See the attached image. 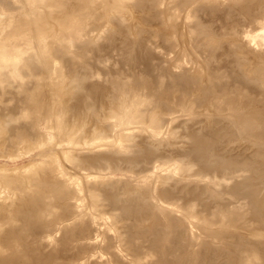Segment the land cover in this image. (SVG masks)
Returning a JSON list of instances; mask_svg holds the SVG:
<instances>
[{"label":"rangeland","instance_id":"1","mask_svg":"<svg viewBox=\"0 0 264 264\" xmlns=\"http://www.w3.org/2000/svg\"><path fill=\"white\" fill-rule=\"evenodd\" d=\"M245 1L0 0V264H45L41 254L52 255L47 264H264V162L257 176L208 171L207 155L190 153L200 165L183 141L189 128L224 123L238 139L221 124L227 145L250 147L212 97L237 87L262 108L264 80L257 90L237 76L236 58L220 67L223 58L207 54L221 43L238 50L231 42L240 39L249 72L264 70V45L247 41L264 22L261 3ZM220 137L208 160L232 157ZM143 138L155 146L138 159ZM258 183L255 214L232 188ZM135 200L138 211L125 209ZM31 206L45 208L42 220L23 222Z\"/></svg>","mask_w":264,"mask_h":264},{"label":"bare ground","instance_id":"2","mask_svg":"<svg viewBox=\"0 0 264 264\" xmlns=\"http://www.w3.org/2000/svg\"><path fill=\"white\" fill-rule=\"evenodd\" d=\"M245 1V0H244ZM249 1V0H248ZM251 2L253 1V3L255 2L254 0H250ZM238 2V1H237ZM246 2V1H245ZM250 2V6H249V4H248V9L250 10V8H251V3ZM234 3V2H233ZM248 3V2H247ZM246 3V4H247ZM259 4L261 3V5H260V7L258 6V4H257V6H258V8H261V11L259 12L258 11V9H256L258 12H259V14L261 15L260 17H263L264 16V5H263V3H264V0H259V2H258ZM237 4V3H236ZM244 4V3H243ZM239 6V5H238ZM244 7L246 8L247 6L246 5H244ZM243 7V8H244ZM244 8V9H245ZM236 9V8H235ZM242 9V8H241ZM236 10H238V9H236ZM245 10H247V8L245 9ZM245 10H243V11H245ZM255 10V12H257ZM262 10H263V12H262ZM223 11V10H222ZM228 11H230V10H228ZM239 11H241L240 10V8H239ZM238 11V13H240ZM251 11V10H250ZM250 11H246V12H249V14H250ZM224 12H225V8H224ZM237 12V11H236ZM235 12V13H236ZM227 13V12H226ZM237 13V14H238ZM244 13V12H243ZM261 13H263V14H261ZM220 14H222V13H220ZM240 14H242V13H240ZM251 14H253V13H251ZM255 14V13H254ZM243 15V18L245 17L244 15H247V14H242ZM241 15V16H242ZM256 15V14H255ZM263 15V16H262ZM153 16V15H152ZM151 16V17H152ZM210 16V15H209ZM217 16L218 15H216V17L214 18V19H216L217 18ZM221 16V15H220ZM219 16V17H220ZM223 16H225V14H222V16L221 17H223ZM240 16V15H239ZM258 16V15H257ZM207 17H208V15H207ZM220 17V18H221ZM250 17H251V15H250ZM254 16H252V18H253ZM256 17V16H255ZM259 17V16H258ZM153 18V17H152ZM223 19H224V17H223ZM234 19H236V18H234ZM259 19V18H258ZM257 19V20H258ZM152 20V19H151ZM157 20V19H156ZM219 20V19H218ZM248 20H249V17H248ZM259 20H261V19H259ZM153 21V20H152ZM207 21H209V20H207ZM211 21V20H210ZM216 21V20H215ZM224 21V20H223ZM235 21H239V20H235ZM241 21V20H240ZM262 21V20H261ZM203 22V21H202ZM230 22V21H229ZM242 22V21H241ZM245 22V21H244ZM263 22V21H262ZM260 23V22H258L257 24L259 25L258 27H259V31H257L258 33H256L255 35H253V40H247L248 42H253V43H255V44H257V45H264V22L263 23ZM205 23V22H204ZM203 23V24H204ZM207 23V22H206ZM212 23V22H211ZM215 23V22H214ZM224 23V22H223ZM222 23V24H223ZM228 23V22H227ZM234 23V22H233ZM232 23V21H231V23H229V24H233ZM243 23V22H242ZM157 24V23H156ZM209 24V23H208ZM217 24V23H216ZM225 24H226V22H225ZM247 23H245V25H246ZM217 27H218V24L216 25ZM247 26V25H246ZM222 27V26H221ZM225 27V26H224ZM248 27V26H247ZM213 30H214V28H212ZM221 29V28H220ZM247 29V28H246ZM253 29V28H252ZM243 30V29H242ZM250 30V29H249ZM258 30V29H257ZM215 31H217V29L215 30ZM219 32V31H218ZM253 32V31H252ZM121 33V32H120ZM217 33V32H216ZM220 33H222V32H220ZM219 33V34H220ZM243 33V32H242ZM207 34V33H206ZM244 35H247V36H250V33H243ZM222 35V34H221ZM239 35V34H238ZM141 36V35H140ZM139 36V37H140ZM146 37V36H145ZM143 35H142V37L141 38H145ZM211 38V37H210ZM145 39H147V38H145ZM145 39H144V42H145ZM231 42V41H230ZM229 43V42H228ZM231 43H234V45L236 46V47H238L239 49L238 50H236L235 49V47L234 48H232L230 45H224V46H222V43L219 45H217V47H215L214 48V53H212V52H207V54L208 55H212V54H216V55H218V60H219V58H223V64L221 63V65L222 66H220V67H226V63L227 62H229V60H231V58H236V60L234 61V62H239L237 65H235L236 67H238L237 69H241V70H238V71H240V74L239 75H237V76H240L241 78H243L242 79V82L244 83V84H248V85H252L253 86V88H255V89H257V90H259L260 88H261V81L262 80H264V70L263 69H260V68H257V67H255L254 68V71L252 70L251 72H249V66H250V62H248L249 61V58H246V57H244L243 56V54H240L241 52H240V50H241V48H242V50H243V52H244V54L245 55H250V50H249V48H247L246 46H244L243 45V42H242V40H240V39H238V40H235L234 42L232 41ZM139 45H141V43L139 44ZM141 48H142V46H140ZM140 47H138V49L140 48ZM143 47H144V45H143ZM139 51V50H138ZM143 53V52H142ZM146 54H148V53H146ZM146 54H145V56H146ZM201 54H203V52L201 53ZM219 55L221 56V57H219ZM225 55L226 56H228V59H225L224 57H225ZM259 57H261V59L262 60H264V53H258L257 54ZM142 57H143V55H141ZM141 56H140V58H141ZM147 57V60H148V56H146ZM214 57V56H213ZM213 57H211L212 59H210V61L208 60V62L210 63L211 62V60H213ZM253 59H254V57H252ZM209 59V58H208ZM260 58H258V60L260 61L261 60ZM141 60L143 61L144 59H142L141 58ZM141 60H139V61H141ZM150 60H152V59H150ZM233 60V59H232ZM231 60V63L233 62ZM246 60V62H244ZM138 61V60H137ZM221 62V61H220ZM233 62V63H234ZM236 62V63H237ZM139 63V62H138ZM145 63V62H144ZM216 63H217V61H216ZM244 63H248V65L247 64H244ZM147 65H145V66H147L148 68L151 66H148V63H146ZM151 64H152V62H151ZM228 64V63H227ZM144 66V65H143ZM234 66V67H235ZM146 67V68H147ZM220 67H218V68H220ZM209 68V67H208ZM217 68V69H218ZM212 69V68H211ZM226 69V68H225ZM224 69V70H225ZM234 69V68H233ZM232 69V70H233ZM236 69V70H237ZM144 70H148V69H144ZM148 71H150L151 72V70L149 69ZM234 71V70H233ZM210 72V71H209ZM235 72H237V71H235ZM208 75H211V73H209ZM263 75V76H262ZM235 76V75H234ZM234 78V77H233ZM236 78V77H235ZM81 79H82V77H81ZM81 79H80V81H81ZM233 81V80H232ZM239 81V80H238ZM253 81V82H252ZM241 82V81H240ZM138 83V82H137ZM91 85H90V87L92 86V85H95L94 83H90ZM236 84V83H235ZM234 84V85H235ZM237 84H239V83H237ZM137 85H139V84H137ZM264 85V84H263ZM88 86H89V84H88ZM88 86H86V89H87V87ZM96 86V85H95ZM237 86V85H236ZM242 86V85H241ZM233 87H235V86H233ZM239 87V86H238ZM249 87V86H248ZM89 88V87H88ZM97 88V87H96ZM229 88H231V87H229ZM236 89H235V91H231V89L230 90H226L225 92H224V88L223 89H218V91H219V94H221V95H217V96H215V97H212V98H218V99H221L222 100V102H223V105H218L219 106V108L220 107H222L223 109H228V110H231L232 111V115H230L229 116V119H230V122L232 123V125L233 126H236V129H237V132L239 133V135L240 136H242V137H248V141H249V144H250V147H246V148H242L241 150L239 149V148H237L236 150H234L235 149V147L234 148H232V147H230L229 145H227V141H229V139L225 142V140L227 139L226 138V136H224V134H226L227 136L229 135L230 137H233V135L231 136L229 133L231 132V131H229V129L231 128H226L227 127V125H226V127H225V125H224V123H221V124H223V126H224V128L221 126V124H220V128H217L216 126H214L215 124H217V123H214V121H213V126L215 127L214 129H216L217 128V130L218 129H221V132L223 131V129L224 130H226V132L224 133V132H222V133H224L222 136H224V138L221 136H219V132H217V130H211L213 127L212 126H210V127H212V128H210V127H208L207 129L209 130V128H210V130H211V132H208V130L205 128L204 130H203V128H202V130H203V132L205 131V130H207L206 131V133L205 134H203V135H198L197 133H201L202 132V130L198 127L199 125L198 124H195V122H194V124H193V126H197V128H199V130L197 129V133L194 131V130H190V128L188 129V128H186V129H188L189 130V132H187L186 133V135L187 136H184L183 134L186 132V130H182V135H183V141H184V139H185V137L186 138H188V143L186 142L187 141V139L184 141V142H186L187 143V145L189 144L190 146H187V148H188V150L187 151H189V149H190V151L189 152H187L186 150V152H184V154L185 153H187L188 154V156H189V154L190 153H192L193 152V154L195 155V154H197V157L199 156V158L201 159L202 158V160H203V158L205 157V155H207V158H210L209 157V152H211V151H209V150H211V149H209L208 150V147L209 148H212V147H214L215 149H217V151L218 150H220V149H218L219 147H217V146H219V145H216L215 143H217L216 142V139H219L218 137H220V139H223L222 140V142L224 141L225 143H223V147L221 148V150H225L226 151V149H228L229 147H230V149H229V151H232V150H234V151H232V152H234L235 154H236V152L235 151H237V155L235 156L234 155V153H232V152H230V154L232 155V157L234 156V158H232L230 155H229V157H227L226 156V152L224 153L225 154V157L223 158V159H219L220 158V156H221V154H218L219 156H213L211 159H207L206 157V159H205V163L203 164V166H201L203 169H208V171L209 170H216V171H219V170H225L226 168L227 169H229V168H233V167H236V166H239L242 170L241 171H245V170H249V171H251L250 173H251V175H253V176H257V174H260V172L261 171H263L262 170V168H261V166H262V163L264 162V107H262V108H260V106H259V104L257 103V104H255L254 102V100L255 99H253V98H255L254 96H253V98H250V96H248V94L246 95V94H241L242 92H240L239 91V89H237V87H235ZM240 88V87H239ZM243 88H245L244 86H243ZM251 88V87H250ZM91 89V88H90ZM89 89V90H90ZM92 89H94V87L92 88ZM233 89V88H232ZM96 90V89H95ZM216 90V89H215ZM214 90V91H215ZM245 90V89H244ZM93 92V93H90V92ZM90 92H87L86 94L88 95V93H90V96L92 95L93 96V94H94V91L93 90H91ZM213 91V92H214ZM249 91V90H248ZM256 91V90H255ZM99 92H102V91H96V93H99ZM73 92H71V94H72ZM215 93V92H214ZM255 93V92H254ZM73 94H75V93H73ZM72 94V95H73ZM85 94V95H86ZM217 94V93H216ZM255 94H258V93H255ZM260 94H262L263 95V93H260ZM75 95H78V93L77 94H75ZM79 95H80V97H81V93H79ZM83 95V94H82ZM98 94H96V96H97ZM101 94L99 93V96H100ZM94 96H95V94H94ZM102 96V95H101ZM259 96V95H258ZM257 96V97H258ZM70 97V96H69ZM80 97L78 96L77 98H79L80 99ZM83 97H85V96H83ZM256 97V98H257ZM259 97H262V96H259ZM73 98V97H72ZM76 98V99H77ZM82 98V97H81ZM211 98V99H212ZM74 99V98H73ZM75 99V100H76ZM262 99V98H261ZM260 99V100H261ZM263 99H264V96H263ZM74 100V101H75ZM259 100V101H260ZM80 101L82 102V99H80ZM83 101H84V98H83ZM257 102H259L258 100H256ZM262 101V100H261ZM69 102V101H68ZM264 102V101H263ZM262 102V103H263ZM70 103V102H69ZM72 103L74 104V102L72 101ZM72 103H70V104H72ZM75 105H77L76 104V102H75ZM74 105V106H75ZM79 105L81 106L82 104H80L79 103ZM217 106V107H218ZM261 106H263V104H261ZM78 108H80V107H77L76 109L78 110ZM222 109V110H223ZM74 110H75V107H74ZM77 110H76V112H77ZM219 110H221V109H219ZM230 112V111H229ZM74 113V112H73ZM211 113V112H210ZM214 113V112H213ZM215 115L214 116H216V114H219L218 113V111L216 112V113H214ZM228 114H230V113H228ZM216 118V117H215ZM169 120V119H168ZM214 120V119H213ZM200 121H202L203 122V119L202 120H200ZM162 122H166L165 120H162ZM181 122V121H180ZM202 122H201V124H202ZM222 122V121H221ZM199 124H200V122H198ZM210 123V122H209ZM208 123V124H209ZM180 124V123H179ZM185 124V123H184ZM187 124V123H186ZM185 124V125H186ZM211 125H212V123H210ZM219 124V123H218ZM244 124H246L250 129H252V130H249ZM180 125H182V124H180ZM183 126V125H182ZM201 126V125H200ZM205 125H203V127H204ZM218 126V125H217ZM229 126H231V125H229ZM180 127V126H179ZM186 127V126H185ZM219 127V126H218ZM184 128V127H183ZM191 128H193L192 126H191ZM223 128V129H222ZM182 129V128H181ZM194 129V128H193ZM231 130H233V129H231ZM192 131H194V132H192ZM243 131H245V133H243ZM202 132V133H203ZM208 132V133H207ZM233 132V131H232ZM231 132V133H232ZM198 136H197V135ZM236 135V134H235ZM228 136V137H229ZM229 137V138H230ZM234 138V137H233ZM233 138H232V142H235V141H233ZM236 138V137H235ZM234 138V139H235ZM143 139H146L145 140V145H146V148L144 149V150H142V151H140V152H137V153H140V154H138V159L139 158H142V156L144 157V156H148V155H152V150L151 149H154V146H155V141H153V139L152 138H143ZM225 139V140H224ZM230 140H231V138H230ZM236 141L238 140V139H235ZM240 140V139H239ZM219 141V140H218ZM244 141V140H243ZM243 141H242V143H243ZM246 141V140H245ZM162 142H164V139L162 140ZM220 142H221V140H220ZM219 142V143H220ZM231 142V143H232ZM240 142V141H239ZM166 143V142H165ZM213 143L215 144V146H212L213 145ZM230 142H229V144H231ZM241 143V144H242ZM252 143H255V144H253V145H256L257 147L256 148H254L253 147V145H252ZM218 144V143H217ZM233 144V143H232ZM177 145H178V143H177ZM210 145L212 146V147H210ZM221 145H222V143H221ZM226 145V146H225ZM176 145H174V147H175ZM182 146V145H181ZM181 146H178V147H181ZM233 146V145H232ZM249 146V145H248ZM177 147V146H176ZM217 147V148H216ZM253 147V148H252ZM232 148V149H231ZM176 149V148H175ZM213 149V148H212ZM214 149V150H215ZM165 150V149H164ZM207 150H208V154H207ZM136 151V150H135ZM155 151V150H154ZM178 151V154L181 152H179V149L177 150ZM184 151V150H183ZM182 151V152H183ZM213 151V150H212ZM217 151H214V152H217ZM142 152V153H141ZM166 152H167V150H166ZM166 152H165V154H166ZM181 152V153H182ZM181 153H180V155H181ZM213 153V152H212ZM157 155V154H156ZM155 155V152H154V156H156ZM179 155V156H180ZM190 155H192V154H190ZM194 155H192V157L194 156ZM158 156V155H157ZM160 156H163L162 154L160 155ZM196 156V155H195ZM239 158H238V157ZM197 157H193V158H197ZM199 158H197L198 160H196V161H200V159ZM241 158V159H240ZM132 159V158H131ZM130 160V159H129ZM195 161V162H196ZM201 163V164H200ZM202 161H200L199 162V164L200 165H202ZM224 163V164H223ZM195 165H197V164H195ZM197 167V166H196ZM200 168V167H199ZM199 168L197 169V170H199ZM203 169L201 170V171H203ZM234 172V171H233ZM263 180V179H262ZM261 180V181H262ZM261 181H259V183L261 182ZM259 183L256 185V184H252L251 186H248V188H243L242 186H239V185H235L233 188H232V191L233 192H235V193H239V194H241V195H244V196H246V198H247V201L249 202V207L252 205V208L254 209V213L255 214H257V213H259L260 212V201H259V195H258V190H257V186L259 185ZM259 187V186H258ZM261 187H262V185H261ZM264 187V186H263ZM261 189V188H260ZM264 189V188H263ZM262 189V190H263ZM240 195V196H241ZM103 196L105 197V198H109L108 197V194L106 195L105 194V192L103 193ZM237 197V196H236ZM261 199V198H260ZM57 202L58 203H61L60 202V200L59 199H57ZM245 202V201H244ZM123 206L125 207V209H126V207H129V208H131V211L133 212V213H135V211H138L139 210V207H141V202L139 201V200H135V201H133V203H123ZM252 209V210H253ZM251 210V211H252ZM44 211H45V208L44 207H39V206H37V207H35V206H31V207H28L26 210H25V212L24 213H20L19 214V217H21L20 219L23 221V222H26V220H28V218H30V217H32V219H35V220H42V218L40 217V215L41 214H43L44 213ZM263 211V210H262ZM65 213H68V208L66 207V211H65ZM252 214H253V212H252ZM43 223V222H42ZM45 224V223H44ZM46 230L47 231H50L51 230V228L49 227V225H47L46 224ZM71 229H74V225L73 226H66L65 228H64V231L65 232H69ZM13 238L14 239H16L20 244H23L24 243V240H22L21 238H19L18 236H17V234L16 235H14L13 236ZM38 240L40 241V243H42L43 244V239L41 238V237H38ZM40 249V248H39ZM40 251H41V249H40ZM41 253H42V251H41ZM40 256H43V258H45V260H43V261H41L40 263H44L45 262V264H47L48 263V261L49 260H51L52 259V255H40ZM9 264H23V262H21L18 258H11L10 260H9ZM32 264H35V260H33V263Z\"/></svg>","mask_w":264,"mask_h":264}]
</instances>
